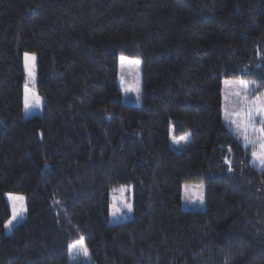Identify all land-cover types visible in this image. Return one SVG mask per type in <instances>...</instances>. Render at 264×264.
<instances>
[{"label": "trees", "instance_id": "1", "mask_svg": "<svg viewBox=\"0 0 264 264\" xmlns=\"http://www.w3.org/2000/svg\"><path fill=\"white\" fill-rule=\"evenodd\" d=\"M121 54L141 61L140 105ZM225 78L264 95V0H0V264H264V169L223 120ZM187 182L203 210L182 208ZM80 239L89 263L70 260Z\"/></svg>", "mask_w": 264, "mask_h": 264}, {"label": "rangeland", "instance_id": "2", "mask_svg": "<svg viewBox=\"0 0 264 264\" xmlns=\"http://www.w3.org/2000/svg\"><path fill=\"white\" fill-rule=\"evenodd\" d=\"M121 57L125 58L123 62L121 61ZM137 61H139L138 64L136 63ZM118 65H119L118 66L119 68L118 87L122 93L123 103L131 104V105H140L142 103V64H141V61L129 55L121 54L118 56ZM121 77H123V80L121 79ZM239 81L245 82V80L242 78H225L223 80V84H222V87H223L222 88L223 89L222 90L223 120L227 124V126L230 128V130L234 133L236 138L240 142L243 143V138L237 129V124L243 122V118H244L243 112H241L240 115L238 116L231 114L234 110H239L242 104L243 89L239 85L238 83ZM28 89L30 88L28 87ZM236 93H241V95L237 96ZM226 115L228 117L227 119H226ZM232 121H236L237 123H232ZM186 133H190V132H185L180 135H176L174 134L172 129L170 130L171 146L178 152L185 150L189 141L187 143H185L184 141H180L179 143H174L173 137L179 140V138L184 136ZM189 140H190V137H189ZM185 185L189 186L188 190L185 189ZM200 185L203 186L202 193L197 190L198 186ZM122 186H126L128 188V191L125 192L123 195L126 198V201L132 204V211L128 212L127 209H124L122 207L120 200H119V197L121 194L118 191L114 192L112 190L110 193V197H111L110 222L113 224L130 219L133 216V185L127 184V185H122ZM122 186H119L115 189H119ZM204 191H205V185L203 183H193V182L184 183L182 186V202H181L182 208L185 210H203L205 208V202L203 200V203H201L197 199V196L202 194L204 198ZM113 197L117 198L115 202L113 200ZM114 203H115V208L120 209V212H121L120 216L115 219L111 215L112 211L114 210L113 208ZM124 213H126V216L124 215ZM70 260L71 262L80 261L84 263H89L91 261L89 252H88L87 258L81 255L77 257L76 259H74L73 254L70 253Z\"/></svg>", "mask_w": 264, "mask_h": 264}, {"label": "snow or ice", "instance_id": "3", "mask_svg": "<svg viewBox=\"0 0 264 264\" xmlns=\"http://www.w3.org/2000/svg\"><path fill=\"white\" fill-rule=\"evenodd\" d=\"M124 57H121V61H124ZM35 60V57H29L27 54H25V61H26V68L29 67L28 65V61ZM137 64L139 63V61L136 62ZM31 71H29V76L31 78ZM121 79L123 80V77H121ZM227 83V82H226ZM239 85L241 86V88L243 89V96H242V104H241V108L239 110H234L231 114L232 115H240L241 112H243V122L242 123H238L237 124V129L240 132V135L243 138V142H244V146L247 148L249 147V145L252 146V151H251V155L253 157L254 162H258L259 165L261 166L262 169H264V95H258L255 97L254 100H252L251 102H249L248 100V89H249V85L247 83H245L244 81H239L238 82ZM237 96H240L241 93H236ZM34 106H38V100L34 101L33 104H29V100H28V87L27 85H25V110H29L31 107ZM259 117V124L260 127L259 129H256L254 126V121L256 120V118ZM227 115H226V119H227ZM232 123H237L236 121H232ZM253 126V132L258 134V138L256 140H250L249 136L247 134L248 132V127L249 126ZM190 133H186L184 136L180 137L179 140H177L175 137H173V142L174 143H179L180 141H184L185 143H187L189 141V137H190ZM258 145L259 147V151H256V146ZM187 185H185V189L188 190ZM195 187V186H194ZM199 192L202 193L203 190V186L200 185L198 186L197 189ZM114 192H119L121 195L119 197L120 203L122 205V207L124 209H127L128 212L132 211V204L128 203L126 201V198L124 197V193L128 191V188L126 186H122L119 189H113ZM10 201L12 202V218L10 220H8L7 224L5 225L6 228H11L14 226V221L17 220L18 216L20 215V213L17 212L16 210V205L17 202H19L21 210H23V201H24V197L23 196H10L9 197ZM117 198L113 197V200L115 202ZM197 199L203 203V195H198ZM113 208L114 210L112 211L111 215L113 216V218H118L121 214L120 209H116L115 208V203L113 204ZM124 215L126 216V213H124ZM69 252L71 254H73V258L76 259L79 256H83L85 258L88 257V248L87 246L83 243L82 239L76 241L74 244L69 246Z\"/></svg>", "mask_w": 264, "mask_h": 264}]
</instances>
